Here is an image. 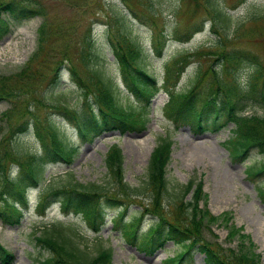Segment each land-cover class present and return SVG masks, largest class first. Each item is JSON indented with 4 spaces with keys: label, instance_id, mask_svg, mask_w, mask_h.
I'll use <instances>...</instances> for the list:
<instances>
[{
    "label": "rangeland",
    "instance_id": "1",
    "mask_svg": "<svg viewBox=\"0 0 264 264\" xmlns=\"http://www.w3.org/2000/svg\"><path fill=\"white\" fill-rule=\"evenodd\" d=\"M4 1L9 0H0V4ZM43 2L49 17L53 22L64 25V29L52 33L45 56L27 68L38 49V29L42 18H32L22 23L10 19V32L4 33L0 38V78L10 80L22 73L27 75L22 81H16L17 85L21 83V87L12 94V100L0 101V118L5 111L13 107L16 110L13 119L15 124L25 116L33 114L35 117H43L50 112L52 102L46 95L51 91H58L53 83L57 75V87L67 93L73 112L77 116L87 113L83 102L80 101V92L71 80V63L65 59L77 57V50L89 31L94 36L100 55L98 65L115 80L123 99L141 108L140 103L124 87L120 66L108 40V35H113L116 39L118 27L148 52L147 70L161 85L166 64L173 63L174 57L185 53L184 73L177 90L188 91L197 79L194 95L197 108H200L201 101L209 96L214 99L218 97V104H222L221 99L225 95L223 90L218 89L214 77L216 70L224 86L233 85L235 78L237 83L243 84L240 97L242 104L247 108L244 115L264 116L263 103H258L261 89L257 91L260 97L257 93H252L253 97L249 100L245 97L249 95L250 89L246 83L256 67L255 62L261 63L264 71V0H214L215 9L231 18L226 27L215 18L214 11L207 4L208 0H152V6L142 0ZM2 10L3 7L0 6V12ZM0 15L4 21H9L8 15ZM164 31L170 41L163 56L157 57L152 48V41ZM54 34L57 35L52 41ZM189 35L191 38L185 41ZM241 52L250 54V58L254 60L241 58L239 63L237 61L232 66L226 58L221 59L224 55L228 57ZM77 68L82 74V67L77 65ZM227 68L232 70L230 75L226 74ZM263 84L264 78L260 81L259 88H262ZM164 90L152 99L149 122L144 130L128 131L125 134L117 130L105 131L92 141H83L79 135L76 136V130L65 115L50 112L56 126L73 138L72 143L78 147V155L71 166L49 165L46 177L49 182L55 178L57 185L59 180L63 179L58 178L71 172L82 184L103 183L107 175L105 157L110 147L117 144L125 158L126 182L139 186L147 179L149 159L158 141L160 138L169 137L173 142L171 162L167 168L170 187L179 192L180 187L187 185L191 179L201 180L208 197L207 208L220 219L204 232L206 240L213 246H219L222 253L228 255L231 254L230 249L237 251L236 248L244 239V249L257 254L259 263L264 264V202L259 195L260 187H264V172L253 175L248 170L250 166L260 167L264 156L253 149L247 156L235 158L226 145V141L232 136L233 125L218 132L197 130L191 120L178 119L174 113L171 114L170 96ZM28 107L31 114L21 117ZM7 136L8 122L0 119V140ZM19 141L28 151L34 147L41 149L33 130L22 135ZM12 163L16 161H10L9 167ZM12 168L13 175H17L19 167ZM37 193L38 191L30 193L31 207L25 212L20 226L5 224L0 220V244L13 255L15 264H38L50 256L49 252L35 243L34 232L44 224L54 221L75 224L80 230V236L75 240L92 255L101 248L111 249V264H169V259L182 251V248L173 242H168L163 249L151 255L140 251L137 246L128 243L116 228L120 209L106 204L102 205L103 209L100 208L105 225L99 232L90 228L81 214L65 215L59 203L45 217H40L36 212ZM137 204L140 205V202L130 207L128 204L122 224L138 217ZM201 206L200 208L204 209L205 204L202 203ZM164 208L170 212L166 205ZM227 213L231 216L226 217ZM153 220L155 218L152 215L143 218L140 235L148 231ZM231 230H236L237 235L233 242L228 241ZM184 264H205V257L199 250L194 249L193 262L188 259Z\"/></svg>",
    "mask_w": 264,
    "mask_h": 264
},
{
    "label": "trees",
    "instance_id": "2",
    "mask_svg": "<svg viewBox=\"0 0 264 264\" xmlns=\"http://www.w3.org/2000/svg\"><path fill=\"white\" fill-rule=\"evenodd\" d=\"M142 1L153 5L152 0ZM207 4L214 11L215 18L222 22L223 26H228L231 18L215 9L214 0H208ZM0 6L3 7L0 14L9 16V21H4L0 15V38L4 33L10 32V19L22 23L32 18H42L38 29V49L27 68L31 63H38L48 50L52 33L63 30L64 25L53 22L43 0H9L1 3ZM118 29L117 40L112 37L113 35H108V40L120 66L126 89L130 95L144 104L142 108L126 102L120 95L121 92L115 80L98 65L100 55L91 31L86 34L81 47L77 50V57L65 59L71 63V80L80 92L79 98L87 109V113L77 116L73 112L67 93L60 91L57 87L58 75L53 81L58 91L53 89L54 91L46 95V98L52 102L49 107L50 112L65 115L72 126L78 130L83 141H92L105 131L117 130L122 134L128 131H142L149 122L150 102L158 92L157 79L146 67L149 54L124 30L120 27ZM57 34L53 35L52 41ZM166 42V34L161 33L160 37L155 38L153 45L157 56L163 53ZM250 57L248 53H233L232 56L224 55L221 59L226 58L233 66L237 61L239 63L241 58L252 59ZM173 64L166 68V83L163 86L171 94L170 111L177 117L190 119L196 129L201 131L218 132L229 124H233L232 136L226 141L231 154L240 159L256 149L264 156V117L243 115L246 107L242 104L240 94L237 93L239 88L236 78L233 85L223 86L218 71L214 70L217 85L225 92L226 98L220 105L214 99L207 98L201 102V109L198 110L194 100L197 79L188 91L174 93L173 87L177 86L184 72V58L178 57ZM255 64L256 67L250 76V92L247 98L253 97L252 93H257L261 89L259 102L262 101L264 106V84L262 88H259L264 71L261 63L255 62ZM77 65L82 67V74L78 71ZM178 68L181 69L178 70ZM230 73L232 70L227 68L226 74L230 75ZM26 75L27 73H22L10 80L1 77L0 101L13 99L12 94L21 87V83L17 85L16 81H22ZM50 112L43 117H35L32 116L33 114L25 116L31 114L28 107L21 116L25 117L16 124L13 122L16 115L14 107L1 115L0 119L8 122V136L0 140V220L4 223L13 226L21 225L29 206L27 190L38 187L41 201L36 211L41 217L46 215V207L52 201H60L65 215L81 214L85 223L99 232L105 225L103 214L100 212L102 205L108 204L120 208L116 228L128 243L137 246L140 251L151 255L163 249L168 242H173L182 248L179 254L169 259V264H184L188 259L189 262H193L194 249L205 255V264H260L257 254L244 249V239L236 248L237 251L229 248L231 254L228 255H224L219 246L217 248L206 240L204 232L210 229L211 225L217 224L220 219L207 208L208 197L203 190L201 180L191 179L187 185L180 187L179 192L170 187L167 168L171 162L173 142L169 137L160 138L158 141L149 159L147 179L139 186H132L126 182L125 158L121 147L117 144L110 147L105 157L107 169L105 182L82 184L71 172L58 178V180L63 179L59 180L57 185L55 178L49 182L46 177L49 165L71 166L78 155V147L72 145L70 138L56 126ZM29 130H33L41 149L34 147L28 151L19 141ZM10 161H16L17 164L12 163L9 167ZM12 166L19 167L16 176H13ZM249 170L253 175L263 173L264 162L260 167L251 166ZM259 195L264 202V187H260ZM138 201L140 202L138 217L127 224H122L128 204L130 206ZM202 203L205 204L204 209L200 208ZM164 205L170 209V212L164 208ZM146 215H152L155 220L142 236L140 225ZM225 216L230 217L231 214L227 213ZM235 233L236 230L230 231L228 241L235 240L237 236ZM34 235L35 243L50 253L48 258L39 261L38 264L112 263L111 249L101 248L92 255L87 248L81 247L75 240L80 236V230L75 224L54 221L44 224L34 232ZM139 236L142 237L139 238ZM242 237L245 238V236ZM0 262L15 264L13 255L1 244Z\"/></svg>",
    "mask_w": 264,
    "mask_h": 264
},
{
    "label": "bare ground",
    "instance_id": "3",
    "mask_svg": "<svg viewBox=\"0 0 264 264\" xmlns=\"http://www.w3.org/2000/svg\"><path fill=\"white\" fill-rule=\"evenodd\" d=\"M196 152L198 153V151L196 150ZM196 154V153H195ZM201 154V153H200ZM194 155V154H193ZM197 155V154H196ZM203 157V156H202Z\"/></svg>",
    "mask_w": 264,
    "mask_h": 264
}]
</instances>
